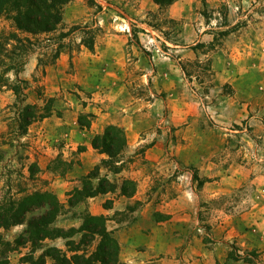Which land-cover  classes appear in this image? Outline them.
I'll list each match as a JSON object with an SVG mask.
<instances>
[{"label": "rangeland", "instance_id": "obj_1", "mask_svg": "<svg viewBox=\"0 0 264 264\" xmlns=\"http://www.w3.org/2000/svg\"><path fill=\"white\" fill-rule=\"evenodd\" d=\"M233 1L252 11H245V18L237 26L217 31L213 44H221L237 27L243 29L241 35L249 38L251 44H264V0ZM125 3L74 0L64 7L62 28L32 38V44H24V53L15 50L20 44L4 43V38L0 40V73L6 65L23 63L18 74L10 71L5 78L9 80L8 85H18L17 80L26 82V85H19L18 98L10 89L0 88V138L5 153L0 163V198L8 191L6 186L15 189L12 193H16V189H42L53 193L67 211L55 224L63 230L77 229L81 225L77 218L84 212L104 216L107 230L112 234L119 232V240L114 237L119 245V257L128 264H264L263 251L240 254L234 245L244 233L255 239L259 236L256 228L260 220L248 213L254 205L264 207V181L262 190L251 192L242 191L228 179V175L239 168L241 158L237 152L241 146L225 135L223 123L212 119L206 109V95L212 89L207 63L192 60L181 65L183 70L187 68L201 79L180 81L183 91H178L184 95L193 93L194 97L193 100L185 98L190 103L187 118L174 113L160 99L165 93L159 89L165 88L166 84L168 88L171 82L155 77L158 65L154 59L162 53L172 31H177L179 26L168 19L165 9L147 11L142 18H135L131 16L136 14L133 4ZM195 3L196 16L205 23L211 25L213 22V26L218 27L226 24L229 15L226 0H196ZM239 11L232 13L231 18ZM1 32L5 37L15 33L4 19H0ZM62 34L66 37L62 38ZM18 36L26 35L18 33ZM88 42L123 44L126 55L136 61L129 66V75L124 80L100 81L93 73V51L83 46ZM59 44L60 54L55 59ZM81 46L84 47L82 55L79 54ZM116 51L120 52V47ZM139 57L141 61H137ZM257 73L260 79L255 85L263 92L264 71L257 69ZM118 88L121 91L115 95ZM219 90L228 92L226 86ZM47 103L51 105L50 116L31 124L26 134L20 136L18 111L25 105L41 108ZM260 104L258 127L262 135L264 98ZM79 120L84 125L89 124V128L79 126ZM114 121L118 125L113 124ZM188 123L194 128L197 141L193 154L191 150L183 149L187 146L176 143L180 136L187 134L183 126ZM125 124H135L137 135L149 139L130 150L126 144L116 163H122V170L113 174L103 166L99 167L107 156L94 150L91 141L109 126L124 132ZM175 126L183 128L177 135ZM157 140L158 148L155 146ZM178 151L179 161L175 156ZM263 158L264 153L260 151L257 162L262 172ZM32 164L39 172L30 180L28 170ZM95 166L100 169L94 185L105 179L116 189L69 209L68 193L81 188L83 178ZM132 172H137V178L131 179L129 174ZM147 174L149 178H146ZM124 180L134 183L133 195L147 200V206L137 199H122L117 209L112 207L113 195L122 196L119 189ZM145 188L147 191H143ZM138 191L143 193L138 194ZM221 219L228 220L220 224ZM23 230L24 226L0 230V236L3 242L10 243L12 250L13 242ZM260 234L264 236V232ZM64 244L65 241L58 239L46 241L43 246L65 251ZM173 246L176 250L171 255L169 251ZM29 249V246L20 248L4 256L11 264H28L20 260ZM39 255L40 252L35 257ZM237 257L240 259L235 261ZM45 264L53 263L46 260Z\"/></svg>", "mask_w": 264, "mask_h": 264}, {"label": "crops", "instance_id": "obj_2", "mask_svg": "<svg viewBox=\"0 0 264 264\" xmlns=\"http://www.w3.org/2000/svg\"><path fill=\"white\" fill-rule=\"evenodd\" d=\"M110 1L121 4L126 2L125 4L128 5L133 4L134 13L136 14H131V16L135 18L139 16L142 18V15L147 13V11H160L159 7L153 2H149V0ZM195 1L177 0L164 10L168 19L176 22V26H179V29L172 31L169 40L166 39L165 49L154 59L158 65L155 77L171 82L168 88H166L168 86L166 84L165 88L159 89V92L165 93L164 98L161 97L160 99L163 100V105L171 107L174 113L177 112L178 115L181 114L184 118H187L190 114V103L185 98L193 100L194 96L193 93L184 95V93L181 94L178 91H183V85H180V81H198L201 78L196 74H191L187 68L183 70L181 65L192 60L197 61L199 64L202 62L207 63V73L210 75L209 79L212 89L210 94L206 95L208 99L206 109L212 119L223 123L225 127L222 129L225 131V135L237 141L236 143L241 146L237 152L241 158L239 168L228 175V179H231L230 182H234L242 191H260L263 188L261 183L264 181V172L260 171L257 161L259 152L262 151L264 153V133L260 135L258 123L260 120L259 114L261 113L260 101L261 98H264V90L260 92L255 84L260 79L257 69L264 71V44H251L249 38L246 39L241 35L243 29H237L238 27L234 28L235 31H230L221 44H213L217 31L228 30L237 26L238 22L245 18V11L250 13L252 9L246 10L245 5L236 4L233 0H226L229 6V15L227 16L226 24L218 27L216 25L213 26V22L211 25L207 24L202 18L196 16L197 5ZM238 9H240L239 13L231 18L233 16L232 13H235ZM115 45L93 44L92 56L94 57L93 66L95 67L93 73L97 75L100 81L107 79H113L114 81L124 80L125 76L129 75V66L136 63L134 58L126 55L123 44H119L120 46ZM119 47L120 52L116 51ZM83 48V46L80 47V55L84 54ZM141 60V57H139L137 61ZM110 67L112 68L109 69ZM121 75L123 76L120 78ZM224 86L227 87L228 92L219 90V88ZM167 90L172 92L167 93ZM118 91H121V88L117 89L115 95H117ZM113 124L117 123L114 121ZM228 126H231V128ZM183 128L185 129L184 133L187 134L180 136L176 143L187 146L183 149H187L188 152L191 150L193 154L197 144L194 138V128L191 127L190 123L183 126ZM183 128H177L175 131L176 135ZM123 129L126 136L127 150H130L134 145L147 142L149 139L148 136L141 137L137 135L136 130H138V127L135 124L134 126L125 124ZM159 144L157 140L155 142L156 148H158ZM178 153L179 151L175 156H177L176 160L179 161ZM129 175L131 179L137 178V172H132ZM149 177L150 175L147 174L146 178ZM143 191H147L146 188ZM143 191H138V194L143 193ZM113 196L112 207L114 209H117L116 207L122 203V199H125V201L137 199L147 206V200H143L139 195L123 197L115 194ZM107 210L110 209L108 208ZM249 212V216L253 215L256 220H260L256 229L258 232L263 233L264 207L260 208V204H257ZM258 212L263 213V215L259 217ZM227 220L221 219L220 224H225ZM237 224L241 225L242 223L237 221ZM260 233L257 239L247 235L248 233L240 235L234 244L238 249V253L264 252V236ZM118 234L119 232L113 233V237L117 240H119ZM175 250L176 246H173L169 254L174 255Z\"/></svg>", "mask_w": 264, "mask_h": 264}, {"label": "trees", "instance_id": "obj_3", "mask_svg": "<svg viewBox=\"0 0 264 264\" xmlns=\"http://www.w3.org/2000/svg\"><path fill=\"white\" fill-rule=\"evenodd\" d=\"M72 1L74 0H0V19L8 21L15 31L6 37L1 32L0 40L4 38V43L13 41L15 44H20L15 50L24 53V44H32V38L49 35L62 28L64 7ZM151 1L163 10L177 0ZM18 33L26 36L21 38ZM63 35L61 37L65 38L66 36ZM83 46L92 50L93 42L83 43ZM57 48L55 59L60 54L61 45L59 44ZM22 65L23 63L6 65L0 73V88L10 89L16 98L21 90L19 85H26V82L17 80L18 85L15 83L8 85L9 80L5 75L10 71H14L15 75L18 74ZM18 112V132L23 136L31 124L50 116L51 105L47 103L41 108L37 105H25ZM78 123L86 129L90 126L82 124L80 120ZM126 144L124 132L114 126L107 127L101 136H95L91 141L92 148L107 156V159L101 160L99 167L103 166L108 172L118 174L122 170V163L116 165L119 162L117 157L124 152ZM2 145L0 138V163L5 157ZM99 167L95 166L92 172L83 178L81 188H74L68 193L69 209L86 199L116 189L115 185L105 179H100L94 185L93 181L98 179ZM28 172L29 179L32 180L39 170L35 164H32ZM6 187L8 191L0 198V230L6 231L17 226H24V230L13 242L12 250L10 243L3 242L0 236L2 248L0 264H11L8 257L4 256L5 253L28 246L29 252L21 258V263L45 264L46 260H50L53 264H128L120 260L119 245L113 234L107 230V219L104 216H94L84 212L77 218L81 220V225L77 229L63 230L57 228L55 224L59 218L66 215L67 211L53 193L42 189L31 191L16 189V193H12L11 191L15 189ZM119 191L122 196L132 197L135 193V185L130 180H124ZM57 239L65 241V251L43 246L44 242ZM39 252L40 255L35 257ZM239 259L237 257L234 260Z\"/></svg>", "mask_w": 264, "mask_h": 264}]
</instances>
